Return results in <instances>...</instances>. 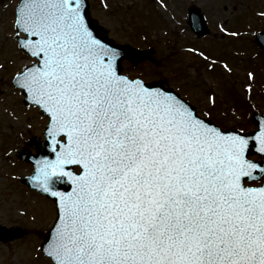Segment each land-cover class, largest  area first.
Masks as SVG:
<instances>
[{
    "label": "snow or ice",
    "instance_id": "snow-or-ice-1",
    "mask_svg": "<svg viewBox=\"0 0 264 264\" xmlns=\"http://www.w3.org/2000/svg\"><path fill=\"white\" fill-rule=\"evenodd\" d=\"M89 7L22 0L15 20L32 63L14 83L49 118L50 154L31 177L58 209L43 253L52 264H264V118L226 131L127 74L140 54L108 39Z\"/></svg>",
    "mask_w": 264,
    "mask_h": 264
},
{
    "label": "rangeland",
    "instance_id": "rangeland-1",
    "mask_svg": "<svg viewBox=\"0 0 264 264\" xmlns=\"http://www.w3.org/2000/svg\"><path fill=\"white\" fill-rule=\"evenodd\" d=\"M89 2L92 18L110 39L152 52L136 66L126 60L123 68L127 74H142L148 82L173 89L225 130L257 129L252 115H264V53L253 38L264 31V0ZM18 3L0 0V226L12 233L0 243V264H52L42 247L57 212L50 200L23 185V179L33 173L32 166L18 161V152L35 148L27 143L42 137L48 123L38 110L24 104L22 92L13 86L16 73L32 63L15 38ZM192 4L212 22L208 20L212 30L207 38H197L187 25ZM234 31L240 37L229 36ZM210 96L215 97L214 105L209 103Z\"/></svg>",
    "mask_w": 264,
    "mask_h": 264
},
{
    "label": "water",
    "instance_id": "water-1",
    "mask_svg": "<svg viewBox=\"0 0 264 264\" xmlns=\"http://www.w3.org/2000/svg\"><path fill=\"white\" fill-rule=\"evenodd\" d=\"M88 3H89V0H88ZM22 4V0L20 1V5ZM90 5V4H89ZM17 11H18V8H17ZM88 11H89V18L92 20V22H93V24H94V26H96V27H101L100 25H98L97 23H96V21H94L92 18H91V16H90V7H89V9H88ZM189 14H190V22H189V24L191 25V28H192V30L193 31H195L197 34H199L200 36H204V35H206L207 33H208V28H207V25H206V23H205V19H204V15L202 14V12L200 11V10H198V9H196V8H192L191 10H190V12H189ZM101 28H103V27H101ZM108 38V37H107ZM257 42H258V44L260 45V47L264 50V34L262 33V34H259L257 37ZM109 39V38H108ZM111 40V39H110ZM127 47H130V46H127ZM131 48V50L132 51H134V52H136V53H139L140 54V56L138 57V59H139V63L140 62H142L143 60H145V59H147V57H148V55H149V52H147V51H141V50H138V49H135V48H133V47H130ZM26 53V52H25ZM27 54V53H26ZM131 62V61H130ZM15 84V83H14ZM153 85L154 86H157V87H159V86H161V85H159V84H155V83H153ZM16 86V85H15ZM17 87V86H16ZM24 93V92H23ZM24 95H25V93H24ZM25 103L26 104H29V105H34V104H32L31 103V101H29V100H25ZM35 106V105H34ZM43 112V111H42ZM44 113V112H43ZM45 114V113H44ZM45 115H47V114H45ZM256 117V119H254V121L258 124V120H260L261 118H263V117H259V116H255ZM36 144H37V146H38V154L36 155V156H33V155H31V154H29L28 152H22V154H21V159H23V160H25V161H27V162H30V163H32L33 165H34V167H36V165H35V160L36 159H38L41 155H47V154H50V150L49 149H47V148H45V144H46V141H44V142H40V141H38V142H36ZM25 182L30 186V187H32L33 189H35V190H37L36 188H34L33 187V182H32V180H31V178H27L26 180H25ZM63 190H69L68 189V187L67 186H65L64 187V189ZM38 192H40L39 190H37ZM41 193V192H40ZM41 194H43V193H41ZM43 195H45V196H47V197H49V198H51V199H53V200H55V198H52V197H50L48 194H43ZM56 201V200H55ZM53 230V229H52ZM52 232V231H51ZM3 231H1L0 232V240H1V238H2V236H3ZM51 237H50V235H49V237H48V239L45 241V243L43 244V248L44 247H47V242H48V240L50 239Z\"/></svg>",
    "mask_w": 264,
    "mask_h": 264
}]
</instances>
